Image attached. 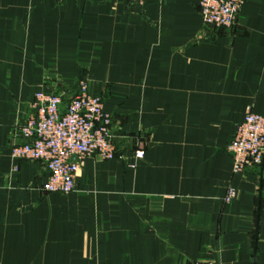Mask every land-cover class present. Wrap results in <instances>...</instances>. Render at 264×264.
Instances as JSON below:
<instances>
[{
  "label": "crops",
  "instance_id": "obj_1",
  "mask_svg": "<svg viewBox=\"0 0 264 264\" xmlns=\"http://www.w3.org/2000/svg\"><path fill=\"white\" fill-rule=\"evenodd\" d=\"M80 80L117 157L45 193V166L11 156L16 126ZM247 110L264 115V0L230 29L198 0H0V264H264V163L233 174L226 150Z\"/></svg>",
  "mask_w": 264,
  "mask_h": 264
},
{
  "label": "built area",
  "instance_id": "obj_2",
  "mask_svg": "<svg viewBox=\"0 0 264 264\" xmlns=\"http://www.w3.org/2000/svg\"><path fill=\"white\" fill-rule=\"evenodd\" d=\"M120 1V0H111ZM142 5L144 0H126ZM246 0H198L202 22L218 29H230L237 23ZM112 114L104 110V98L91 92L88 83L78 82L77 91L65 99L58 90L37 91L27 116L16 126L20 141L11 148L16 160L42 163L47 177L41 185L45 193L70 194L76 187V174L87 158L97 156L112 160L117 157L112 134ZM232 158V173L243 174L264 163V115L247 110L235 125L227 144ZM135 157H143L141 150ZM237 191L226 188L222 200L235 198ZM189 264H220L213 260H196Z\"/></svg>",
  "mask_w": 264,
  "mask_h": 264
},
{
  "label": "rangeland",
  "instance_id": "obj_3",
  "mask_svg": "<svg viewBox=\"0 0 264 264\" xmlns=\"http://www.w3.org/2000/svg\"><path fill=\"white\" fill-rule=\"evenodd\" d=\"M67 98H68V96L66 95L65 99H67Z\"/></svg>",
  "mask_w": 264,
  "mask_h": 264
}]
</instances>
